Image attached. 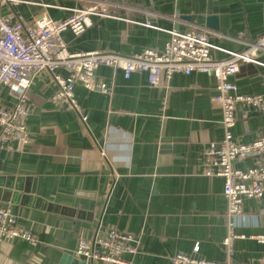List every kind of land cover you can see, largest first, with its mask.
Listing matches in <instances>:
<instances>
[{
  "label": "crops",
  "instance_id": "1",
  "mask_svg": "<svg viewBox=\"0 0 264 264\" xmlns=\"http://www.w3.org/2000/svg\"><path fill=\"white\" fill-rule=\"evenodd\" d=\"M100 1L110 16L91 15L79 35L66 31L69 50L161 51L169 30L199 26L222 48L211 49V56L223 58V49L240 50L264 31V0H22L0 3V14L30 24L42 11L60 20L71 7ZM255 55L262 63H242L231 80L240 93L264 99V49ZM96 75L110 92L74 86L84 120L75 108L51 100L57 86L49 72L32 79L25 116L31 141L0 147V207H11L33 241L0 237V264H59L66 254L81 259L75 247L98 224L138 239L137 252L123 254L129 264H175L177 253L226 261L224 180L203 175L200 158L208 141L222 137L221 110L211 102L216 79L195 71L162 73L152 85L146 72L125 77L106 65ZM1 95L13 104L6 88ZM232 133L242 142L263 136L264 113L238 106ZM253 163L248 158L234 166ZM242 213L234 221L244 237L233 241L229 263L264 264V242L250 237L264 234V192L243 198Z\"/></svg>",
  "mask_w": 264,
  "mask_h": 264
},
{
  "label": "built area",
  "instance_id": "2",
  "mask_svg": "<svg viewBox=\"0 0 264 264\" xmlns=\"http://www.w3.org/2000/svg\"><path fill=\"white\" fill-rule=\"evenodd\" d=\"M19 1L22 0H0V3ZM69 9L71 13L60 20L42 11L30 24H24L11 14H0V147L6 142L18 141L25 145L31 141L25 121L27 90L34 76L41 72H49L57 86L51 100L75 108L83 120L86 115L76 103L74 86L79 83L88 90L110 92L106 82L96 75L100 65L120 68L125 77L132 72H146L152 85L158 83L162 73L170 77L174 72L189 74L195 71L213 76L216 92L211 102L221 110L222 137L218 141H208L200 158L203 175L221 176L224 180L227 233L223 245L227 260L194 259L183 253L175 254L172 260L175 264H230L233 241L244 237L235 231L234 221L243 214V198H259L264 192V135L242 142L232 133L238 106H253L264 113V99L260 95L240 93L231 77L242 63H262L255 52L264 49V31L240 50L223 49L226 53L223 58L211 56V49L219 47L210 41L208 30L199 26L169 30V38L161 51L145 48L130 55L102 49L71 51L63 37L66 31L79 35L92 24L91 15L110 16V13L105 1ZM3 88L13 97L11 106L2 99ZM239 112L241 117H247L245 111ZM248 158L254 163L247 169L234 166L235 161ZM0 237L33 241L32 233L18 226L16 215L8 205L0 207ZM250 237L264 242V234ZM138 247L139 241L133 234L98 224L91 237L79 239L74 251L87 262L129 264L123 254L135 253Z\"/></svg>",
  "mask_w": 264,
  "mask_h": 264
},
{
  "label": "water",
  "instance_id": "3",
  "mask_svg": "<svg viewBox=\"0 0 264 264\" xmlns=\"http://www.w3.org/2000/svg\"><path fill=\"white\" fill-rule=\"evenodd\" d=\"M217 28V25L213 26ZM259 60V58H257ZM59 264H88V262L84 259H78L76 257H72V255H64L62 256ZM91 264V263H90Z\"/></svg>",
  "mask_w": 264,
  "mask_h": 264
}]
</instances>
